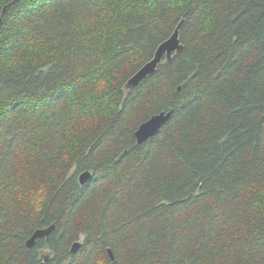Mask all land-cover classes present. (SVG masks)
Segmentation results:
<instances>
[{
  "label": "trees",
  "instance_id": "trees-1",
  "mask_svg": "<svg viewBox=\"0 0 264 264\" xmlns=\"http://www.w3.org/2000/svg\"><path fill=\"white\" fill-rule=\"evenodd\" d=\"M13 1L0 264H264V0ZM179 24L182 54L126 91Z\"/></svg>",
  "mask_w": 264,
  "mask_h": 264
},
{
  "label": "water",
  "instance_id": "water-1",
  "mask_svg": "<svg viewBox=\"0 0 264 264\" xmlns=\"http://www.w3.org/2000/svg\"><path fill=\"white\" fill-rule=\"evenodd\" d=\"M18 0H14L12 4ZM10 7L7 6L4 12ZM181 24L175 29L172 36L163 42L156 50L154 57L146 63L138 72H136L126 83L125 90L131 91L139 86V84L149 77L156 74L158 67L163 62H171L175 56L182 54L184 46L180 39ZM173 114V111L168 113L162 112L156 116H153L150 120L143 123L135 133V138L139 145L147 143L150 139L155 137L160 130L169 122ZM93 178V174L90 171H86L79 176V182L82 186H85ZM56 230V225H52L48 228L37 230L33 236L26 242V247L29 250H33L38 240L49 239L51 234ZM83 243L81 241L76 242L71 249V253L75 254ZM108 255L112 262L115 261V257L111 249H108ZM42 258L48 261L49 256L45 253L42 254Z\"/></svg>",
  "mask_w": 264,
  "mask_h": 264
},
{
  "label": "rangeland",
  "instance_id": "rangeland-1",
  "mask_svg": "<svg viewBox=\"0 0 264 264\" xmlns=\"http://www.w3.org/2000/svg\"><path fill=\"white\" fill-rule=\"evenodd\" d=\"M80 241H81L82 243H84V240H83V239H81ZM41 252H42V253H47V254H48L49 251L46 249V250H42Z\"/></svg>",
  "mask_w": 264,
  "mask_h": 264
},
{
  "label": "bare ground",
  "instance_id": "bare-ground-1",
  "mask_svg": "<svg viewBox=\"0 0 264 264\" xmlns=\"http://www.w3.org/2000/svg\"><path fill=\"white\" fill-rule=\"evenodd\" d=\"M41 256V255H40Z\"/></svg>",
  "mask_w": 264,
  "mask_h": 264
}]
</instances>
